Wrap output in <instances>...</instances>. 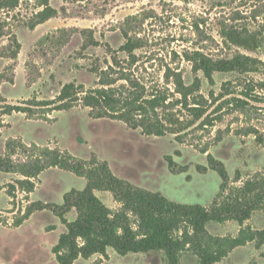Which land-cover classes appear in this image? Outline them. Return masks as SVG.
Wrapping results in <instances>:
<instances>
[{
    "label": "rangeland",
    "instance_id": "374dc122",
    "mask_svg": "<svg viewBox=\"0 0 264 264\" xmlns=\"http://www.w3.org/2000/svg\"><path fill=\"white\" fill-rule=\"evenodd\" d=\"M58 12L55 17L30 28L38 11L34 0H19L15 8H0V94L8 103L37 97L50 99L68 82L91 87L97 75L93 69L119 61L128 62L123 52L116 53L128 39L138 40V61L133 70L150 85L165 81L167 67L182 69L185 84L200 80L201 107L206 113L193 121L192 114L172 105L162 114H175L184 125L176 134L147 136L129 128L123 121L92 118L88 109L77 106L53 111L45 119H27L22 113L2 116L0 155L5 140L19 137L26 144H57L73 156L106 161L111 171L135 186L159 192L171 201L210 207L220 191L221 178L208 168L210 153L227 171L229 184L218 202L236 194L248 180L264 179V103L249 101L252 108L225 103L224 82L238 90L247 84L264 95L258 83H264V0H49ZM234 28L255 34L257 44L249 48L226 41L225 31ZM16 39L20 50L13 56ZM203 53L213 59L232 57L237 53L255 60L254 71L216 72L213 83L202 71H192L184 55ZM115 59V60H114ZM172 88L173 85L169 84ZM208 115L214 125L201 124ZM193 121V122H192ZM210 143L207 153L201 148ZM166 156H171L181 173H172ZM207 167L201 171L198 167ZM14 175L0 171V264H59L52 252L66 226L52 211L33 212L19 226L12 223L26 206L23 194L16 193L12 202L3 186ZM40 183L30 193L28 202L61 204L70 189L82 190L86 179L58 168H48ZM2 187V188H1ZM264 188V183H263ZM102 201L117 207L107 191H100ZM104 195H106L104 197ZM75 210L67 214L69 221ZM207 231L216 237H241L243 243L215 264H264V204L249 219L210 221ZM264 235V233H262ZM166 264L163 251L120 255L107 249V257L98 254L79 257L72 264ZM191 248L180 253L181 264H197Z\"/></svg>",
    "mask_w": 264,
    "mask_h": 264
},
{
    "label": "trees",
    "instance_id": "16d2710c",
    "mask_svg": "<svg viewBox=\"0 0 264 264\" xmlns=\"http://www.w3.org/2000/svg\"><path fill=\"white\" fill-rule=\"evenodd\" d=\"M19 0H0V8H15ZM38 11L30 28L43 23L57 15L49 0H34ZM1 34V32H0ZM226 41L244 47H255V34L230 28L225 31ZM15 49L13 56L20 50V44L13 39ZM141 45L138 40L128 39L116 53L126 54L128 62L124 66L119 61L106 65L99 70L93 69L97 75L91 87L84 84L68 82L58 94L50 99L32 97L16 103H8L0 94V129L7 124L2 116L14 112L22 113L27 119H45L50 121L53 111L69 110L77 106L88 109L92 118H108L123 121L131 129H139L147 136H163L176 134V140L183 142L180 133L187 128L175 114H162V110L170 106H180L188 110L194 120L201 119L206 111L201 106L204 99L200 94V80L185 84L182 69L167 67L163 85H148L138 77L133 66L138 58L135 50ZM191 63L192 71H202L208 82L213 83L216 72L254 71L255 60L248 55L237 53L232 57L213 59L203 53L184 55ZM2 77L0 75V84ZM169 84H172L171 88ZM259 88L264 89V83ZM222 98L225 103L248 110L253 107L249 101L264 103V95L255 91V85L247 84L238 90L232 82H224ZM192 121V122H193ZM201 124L213 126L212 119L206 115ZM210 143L201 148L207 153ZM168 168L172 173H181L185 168H177L171 156H166ZM208 168L216 171L221 178L220 191L213 199L210 207L200 204H183L169 200L159 192H152L138 187L129 181L116 176L106 161L98 160L95 155L90 159H80L57 144H26L19 137H8L5 140V152L0 155V171L14 175L11 183L3 188L10 198L16 193H24V199L40 183V174L48 168L70 171L86 179L82 190L70 189L63 194L61 204L41 201L28 203L24 209H18L19 216L12 225L19 226L30 215L47 209L52 211L66 226L52 252L59 264H72L79 257L88 259L96 254L107 257V249L112 248L120 255L128 253H145L163 251L166 264H181L180 253L191 248L198 257L197 264H215L235 247L241 245V237H216L211 235L206 224L210 221L224 222L232 219L240 223L249 219L250 215L264 204V179L248 180L234 196L218 202L221 193L229 184V177L224 164L207 155ZM201 171L207 167L199 166ZM2 188V187H1ZM96 191H107L113 197L117 207H108L97 195ZM14 202V200L12 201ZM75 210L76 216L69 221L66 215ZM1 222V220H0ZM263 232H260L264 240ZM100 264V260L94 262Z\"/></svg>",
    "mask_w": 264,
    "mask_h": 264
},
{
    "label": "crops",
    "instance_id": "0c3cea01",
    "mask_svg": "<svg viewBox=\"0 0 264 264\" xmlns=\"http://www.w3.org/2000/svg\"><path fill=\"white\" fill-rule=\"evenodd\" d=\"M100 191H96L95 193H96V195L101 199L102 197V194L101 195H99L100 193H99ZM106 195H104V197H105ZM102 200V199H101ZM105 203V202H104ZM115 203V202H114ZM108 207H110V208H113L112 206H110L109 204H107V203H105ZM71 212H73V210H71L69 213H71ZM68 213V214H69ZM66 218H67V215H66ZM68 219V218H67ZM69 220V219H68Z\"/></svg>",
    "mask_w": 264,
    "mask_h": 264
},
{
    "label": "built area",
    "instance_id": "2783aa9c",
    "mask_svg": "<svg viewBox=\"0 0 264 264\" xmlns=\"http://www.w3.org/2000/svg\"><path fill=\"white\" fill-rule=\"evenodd\" d=\"M17 193H19V192H17ZM21 194H23V198H24V193H21ZM13 199H14V198H11L12 201H13ZM25 200H26V202H27L26 204H28V203H29L28 200H27V199H25ZM25 207H26V206H25ZM25 207H24V206L22 207V208H23L22 211H24ZM18 209H19V208H17V210H18Z\"/></svg>",
    "mask_w": 264,
    "mask_h": 264
}]
</instances>
